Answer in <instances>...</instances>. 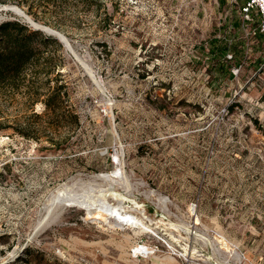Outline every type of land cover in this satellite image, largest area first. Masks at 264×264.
Wrapping results in <instances>:
<instances>
[{
	"label": "rangeland",
	"instance_id": "374dc122",
	"mask_svg": "<svg viewBox=\"0 0 264 264\" xmlns=\"http://www.w3.org/2000/svg\"><path fill=\"white\" fill-rule=\"evenodd\" d=\"M17 1L0 3V22L68 40L52 77L78 125L53 129L25 88H0V264H264V41L244 0ZM214 38L241 50L231 75L212 65ZM114 170L116 184L96 178ZM65 184H95L101 217L67 207L41 223ZM110 186L151 233L98 212L118 205Z\"/></svg>",
	"mask_w": 264,
	"mask_h": 264
},
{
	"label": "trees",
	"instance_id": "16d2710c",
	"mask_svg": "<svg viewBox=\"0 0 264 264\" xmlns=\"http://www.w3.org/2000/svg\"><path fill=\"white\" fill-rule=\"evenodd\" d=\"M7 1L9 0H0V3H6ZM42 1L54 4L53 0ZM246 1H243L242 6L245 5ZM33 2L31 0H19L17 4L26 3L32 9ZM57 2H60L59 6L62 7L63 5L74 6L77 1L56 0L55 4ZM80 2L86 8H91L96 3L101 4L97 0H80ZM58 17L61 21L65 18H69V21L72 19V17ZM106 20H110V17L105 16L103 23ZM233 25L236 28L239 27V19L235 20ZM57 27L60 31H63L60 26ZM257 36L260 37L261 41H264V33L257 32ZM230 43L228 45L225 38H214L211 39L206 49L208 55L212 57L211 59H214L213 67L217 68L219 73H223L225 67L229 75H231L229 72L231 61L234 60V66L237 67L239 60L236 62V54L241 51L236 49V44L232 48ZM64 50L63 44L55 37L47 35L41 30L33 29L18 19L0 22V88L17 92L25 88L31 104L42 103L44 112L50 121L49 125L53 129H69L78 125V117L75 112L66 111L63 107L68 98V92L64 84L59 83L57 77H52L57 70V60L65 58ZM229 53H232L230 60L226 58ZM57 76H61L59 72H57ZM236 105L228 106V112H231ZM253 121L258 126L257 120ZM21 133L27 135L23 131ZM62 140L66 141L67 137L62 138ZM52 144L56 146L57 142Z\"/></svg>",
	"mask_w": 264,
	"mask_h": 264
},
{
	"label": "bare ground",
	"instance_id": "6f19581e",
	"mask_svg": "<svg viewBox=\"0 0 264 264\" xmlns=\"http://www.w3.org/2000/svg\"><path fill=\"white\" fill-rule=\"evenodd\" d=\"M19 12V11H18ZM121 175H119V171L114 170L110 173H100L96 176L97 179H100L104 182H109L111 184H116L117 178H119ZM126 179V178H124ZM73 185V184H72ZM95 184H89L85 188L81 189L80 191L75 190L71 185H62L59 188H57L49 198L48 205L46 207V214L42 218L41 223H46L48 221H53L57 218L59 213H55L56 210H59L61 212L64 208L67 207H76L79 209H83L86 211L87 216L91 218H100V214L94 216V212H92V207L94 204L90 202L89 192H95V187H93ZM96 186V185H95ZM112 195L115 197V199L119 200L117 206H109L108 204L104 203L102 207L98 210V212H104L109 217L114 218L113 226L117 227L119 229L121 228V225L128 224L133 225L138 233L148 232L151 233V230L148 228V226L138 217L130 215L129 211L125 209L126 206L122 204L121 200H124L125 198L122 195H119L115 192H113L112 187L110 186L108 188ZM102 190H100L101 192ZM150 195H153L150 193ZM156 200L159 204L165 205L166 200L162 196H157ZM135 208H141L140 205L133 202ZM101 210V211H100ZM198 222V219H196L195 223ZM225 247L227 248V245L224 243ZM143 249V247H141ZM227 252L232 253L228 249ZM236 255V254H235ZM237 259H239L238 254L236 255ZM207 260H212V257H208ZM223 264H228L226 261L223 262Z\"/></svg>",
	"mask_w": 264,
	"mask_h": 264
},
{
	"label": "built area",
	"instance_id": "2783aa9c",
	"mask_svg": "<svg viewBox=\"0 0 264 264\" xmlns=\"http://www.w3.org/2000/svg\"><path fill=\"white\" fill-rule=\"evenodd\" d=\"M241 15L244 23L251 21L253 18L258 21L257 27L253 29L252 32L254 35H257V32L264 33V0H247L245 5L241 8ZM142 251L143 249H141V247L134 249V256L136 254L141 255Z\"/></svg>",
	"mask_w": 264,
	"mask_h": 264
},
{
	"label": "water",
	"instance_id": "95a60500",
	"mask_svg": "<svg viewBox=\"0 0 264 264\" xmlns=\"http://www.w3.org/2000/svg\"><path fill=\"white\" fill-rule=\"evenodd\" d=\"M34 29H37V30H41V31H44L46 34L52 36V37H55L60 43L63 44V46L69 50L70 46H69V43H68V40L61 34L59 33H56L54 31H51V30H48V29H42L41 27L39 26H32Z\"/></svg>",
	"mask_w": 264,
	"mask_h": 264
}]
</instances>
